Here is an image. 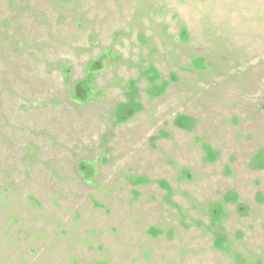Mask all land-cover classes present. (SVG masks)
Listing matches in <instances>:
<instances>
[{"label": "rangeland", "instance_id": "374dc122", "mask_svg": "<svg viewBox=\"0 0 264 264\" xmlns=\"http://www.w3.org/2000/svg\"><path fill=\"white\" fill-rule=\"evenodd\" d=\"M0 264H264V0H0Z\"/></svg>", "mask_w": 264, "mask_h": 264}]
</instances>
